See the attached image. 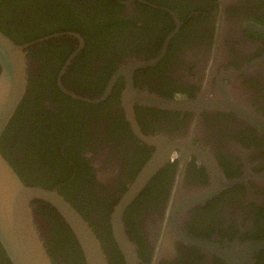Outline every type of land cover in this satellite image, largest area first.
Wrapping results in <instances>:
<instances>
[{
    "label": "flooded vegetation",
    "instance_id": "obj_1",
    "mask_svg": "<svg viewBox=\"0 0 264 264\" xmlns=\"http://www.w3.org/2000/svg\"><path fill=\"white\" fill-rule=\"evenodd\" d=\"M0 23L27 73L0 150L82 214L107 264H129L113 219L131 189L136 264H264V0H0ZM40 200L53 262L74 264L57 220L88 264Z\"/></svg>",
    "mask_w": 264,
    "mask_h": 264
},
{
    "label": "water",
    "instance_id": "obj_2",
    "mask_svg": "<svg viewBox=\"0 0 264 264\" xmlns=\"http://www.w3.org/2000/svg\"><path fill=\"white\" fill-rule=\"evenodd\" d=\"M23 48L24 45L17 44L0 29V138L26 91V56ZM130 68H133L132 63L122 70ZM107 93L100 98L103 99ZM136 98L128 92L124 96L130 119H133L132 103ZM159 101V105L169 107H183L188 104L180 100ZM153 163L154 159L150 164ZM135 187L138 188V184ZM135 191L137 192L131 189L125 195L113 219L115 237L130 259L129 264H136L133 257L137 255L128 238L124 237L121 217ZM35 198H41L58 209L78 238L88 264H107L100 242L82 214L57 188L48 189L25 184L0 150V241L13 264H55L35 226L32 204Z\"/></svg>",
    "mask_w": 264,
    "mask_h": 264
},
{
    "label": "trees",
    "instance_id": "obj_3",
    "mask_svg": "<svg viewBox=\"0 0 264 264\" xmlns=\"http://www.w3.org/2000/svg\"><path fill=\"white\" fill-rule=\"evenodd\" d=\"M82 23V22H81ZM80 23V24H81ZM2 24L0 23V26H1ZM101 28V24H99V26L97 27V29H100ZM84 35H89V34H91L92 32L89 30V29H87V28H85L84 29ZM40 202L42 203V206L43 207H45L47 210H50V216L51 215H53V214H55V212H57L56 211V209L50 204V203H48V202H46V201H43V200H40ZM44 215V214H43ZM45 216H48V213L45 215ZM54 223H56L64 232H66L67 234H68V238H69V241L67 242V243H62V245L63 244H66V245H64L63 247H62V249H63V252L64 253H67L68 251L69 252H71V253H73V263L74 264H85V260H84V255H83V253H82V250H81V248H80V246H79V244H78V242H77V240L74 238V236H73V234H72V232L70 231V229L68 228V226H66L67 228H65L61 223H59L57 220H56V222H54ZM56 225V226H57ZM58 233V232H57ZM58 235H59V233H58ZM51 249L54 251H56L57 252V249H55L54 247H51ZM55 251H54V255H55V257H57V255H56V253H55ZM5 259H6V264H12V262L10 261V259L9 258H7V257H5Z\"/></svg>",
    "mask_w": 264,
    "mask_h": 264
},
{
    "label": "bare ground",
    "instance_id": "obj_4",
    "mask_svg": "<svg viewBox=\"0 0 264 264\" xmlns=\"http://www.w3.org/2000/svg\"><path fill=\"white\" fill-rule=\"evenodd\" d=\"M142 104V103H141ZM10 163V162H9ZM4 169H5V164H4ZM49 203V202H48Z\"/></svg>",
    "mask_w": 264,
    "mask_h": 264
}]
</instances>
